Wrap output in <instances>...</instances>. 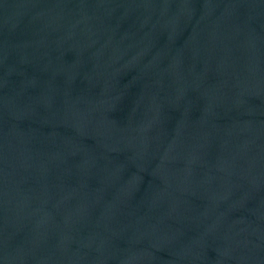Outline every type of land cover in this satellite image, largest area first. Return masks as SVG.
<instances>
[{"label":"water","instance_id":"95a60500","mask_svg":"<svg viewBox=\"0 0 264 264\" xmlns=\"http://www.w3.org/2000/svg\"><path fill=\"white\" fill-rule=\"evenodd\" d=\"M0 264H264V0H0Z\"/></svg>","mask_w":264,"mask_h":264}]
</instances>
